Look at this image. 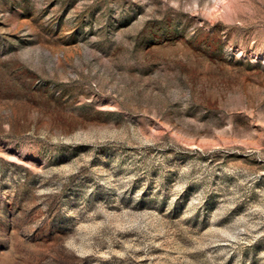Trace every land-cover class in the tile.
I'll use <instances>...</instances> for the list:
<instances>
[{
	"label": "rangeland",
	"instance_id": "rangeland-1",
	"mask_svg": "<svg viewBox=\"0 0 264 264\" xmlns=\"http://www.w3.org/2000/svg\"><path fill=\"white\" fill-rule=\"evenodd\" d=\"M0 264H264V0H0Z\"/></svg>",
	"mask_w": 264,
	"mask_h": 264
}]
</instances>
